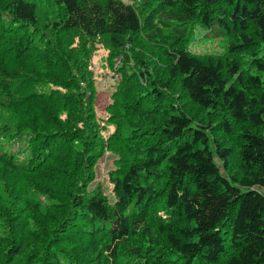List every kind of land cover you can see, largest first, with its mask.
Here are the masks:
<instances>
[{
	"label": "trees",
	"instance_id": "trees-1",
	"mask_svg": "<svg viewBox=\"0 0 264 264\" xmlns=\"http://www.w3.org/2000/svg\"><path fill=\"white\" fill-rule=\"evenodd\" d=\"M97 41L122 57L105 134ZM109 151L113 202L89 189ZM0 238V264H264V0H0Z\"/></svg>",
	"mask_w": 264,
	"mask_h": 264
},
{
	"label": "rangeland",
	"instance_id": "rangeland-1",
	"mask_svg": "<svg viewBox=\"0 0 264 264\" xmlns=\"http://www.w3.org/2000/svg\"><path fill=\"white\" fill-rule=\"evenodd\" d=\"M44 2V1H43ZM51 2H47L45 5H43L42 10L45 8L46 5H49ZM202 30L198 29L195 33V36L193 37V40L191 42L190 48L192 51L196 53H222L224 48V41L217 39L215 37H204ZM104 42V41H103ZM142 38L141 41L137 42V47L135 51L132 50V48H127L126 52L124 54H134L139 53L138 56L143 57L147 61V65L151 69L156 78L161 77V73L163 72V76L160 79L165 81L167 77L166 74L168 72V68L166 67V61L163 57H160L161 55L159 52H156L149 48V46H145L142 44ZM105 43V42H104ZM106 44V43H105ZM107 46V44H106ZM102 42H95L93 45V53L91 56L90 61V69H92V95L94 94V106L97 114V118H99V122L102 127L103 133H109L115 129V125L111 122L106 121L107 117L109 116L108 112L106 111V105L108 102L111 101V94L113 93V90L115 89L116 85L119 83H122L121 74L118 72L117 67L121 66L120 61L122 57L116 58V60L113 63L114 59H111L109 61V49L106 47ZM263 47V45H261ZM156 55L154 56L152 55ZM250 54V53H249ZM136 58V57H134ZM151 59L154 60L152 63ZM140 60V59H139ZM141 61V60H140ZM133 62V61H132ZM134 63V62H133ZM162 66V71L161 67ZM251 72H255L254 67H251ZM157 74V76H156ZM174 81V80H173ZM164 95L166 98H169L170 100L174 101L178 108H185L190 114L196 115L194 122H199V120H203L204 122L208 121L211 116L207 113L206 110L199 106H195L191 103H189L186 98L184 97V94L180 90V83L177 81V83L170 82L169 85H167L166 90L164 91ZM142 116H139V118L142 119L143 115L145 113L141 114ZM216 118L214 117L213 120ZM103 121V122H101ZM150 124L146 125H156V122L148 121ZM219 134V133H216ZM118 157L113 152L109 151L103 154V156L99 159L96 165V173H95V179L92 183L89 184V189H93L97 186H102L105 194L107 195L108 199L113 202L115 201V196L112 191V184L110 181V175L113 169L116 167ZM235 163V161H234ZM220 165H222L221 162H219ZM15 185V184H12ZM160 214H164L162 211H160ZM0 243H11L13 242L9 240H1Z\"/></svg>",
	"mask_w": 264,
	"mask_h": 264
}]
</instances>
